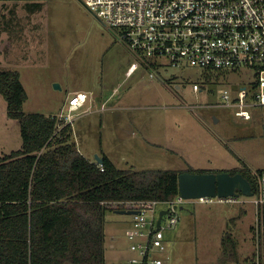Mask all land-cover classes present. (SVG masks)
<instances>
[{"label": "rangeland", "instance_id": "1", "mask_svg": "<svg viewBox=\"0 0 264 264\" xmlns=\"http://www.w3.org/2000/svg\"><path fill=\"white\" fill-rule=\"evenodd\" d=\"M85 2L0 0V68L20 71L29 96L25 112L67 113L76 92L92 93L95 100L89 98L72 123V140L90 160L105 154L119 168L219 170L246 163L264 169V106L252 109V119H243L218 91L229 82L193 89L202 70L168 67L151 78L140 67L128 76L131 53ZM173 75L177 78L167 80ZM229 78L234 90L252 77L242 72ZM107 97L113 102L102 106ZM117 101L129 108L108 111ZM85 112L91 115L82 117ZM21 142L19 123L8 116L0 94V156ZM251 198L240 194L238 202L186 201L177 210V225L166 233L170 251L165 264H261L264 206L256 207ZM131 220L130 214L106 213V264L132 256L126 235ZM227 233L237 240V262H224ZM111 237L116 238L113 247Z\"/></svg>", "mask_w": 264, "mask_h": 264}, {"label": "trees", "instance_id": "2", "mask_svg": "<svg viewBox=\"0 0 264 264\" xmlns=\"http://www.w3.org/2000/svg\"><path fill=\"white\" fill-rule=\"evenodd\" d=\"M229 76L203 71L198 81L201 86L219 80L232 84ZM0 94L8 116L19 123L22 140L18 149L0 156V264H106V213L140 208L143 201L173 200L184 171L241 172L254 195L259 193L263 169L246 163L219 170L119 168L103 154L100 165L78 149L72 123L24 111L29 96L19 70L0 68ZM237 246L231 233L223 237L225 263L239 260ZM260 255L264 264V232Z\"/></svg>", "mask_w": 264, "mask_h": 264}, {"label": "built area", "instance_id": "3", "mask_svg": "<svg viewBox=\"0 0 264 264\" xmlns=\"http://www.w3.org/2000/svg\"><path fill=\"white\" fill-rule=\"evenodd\" d=\"M85 4L131 53L128 75L140 67L149 71L151 78L168 67L240 76L247 72L252 78L246 86L238 84L233 90L229 83L218 91L229 105L238 107L236 113L243 119H252V109L264 106V0H86ZM202 88L194 82L195 91ZM87 99L86 92H76L69 98L67 113L56 115L58 121L73 123L75 112ZM258 179L259 193L253 194L250 202L260 208L264 206V169ZM186 201L225 203L238 199L185 200L178 194L173 200L143 201L126 232L132 256L120 264H165L170 251L166 233L177 225V210ZM162 210L168 212L158 226Z\"/></svg>", "mask_w": 264, "mask_h": 264}, {"label": "water", "instance_id": "4", "mask_svg": "<svg viewBox=\"0 0 264 264\" xmlns=\"http://www.w3.org/2000/svg\"><path fill=\"white\" fill-rule=\"evenodd\" d=\"M55 87H59L58 83ZM96 161L102 165L103 157L96 155ZM179 195L185 200H193L204 197L238 198L240 194L253 196L250 181L241 172L231 174L228 171L195 173L184 171L179 174ZM184 205L180 206V209ZM119 214H135L136 209H119L115 211ZM168 210H162L157 222L160 225L161 219Z\"/></svg>", "mask_w": 264, "mask_h": 264}, {"label": "crops", "instance_id": "5", "mask_svg": "<svg viewBox=\"0 0 264 264\" xmlns=\"http://www.w3.org/2000/svg\"><path fill=\"white\" fill-rule=\"evenodd\" d=\"M128 76H132V75H128ZM117 88H115V90H116ZM92 95V93L90 94V96H89V94H88V99H87V101L89 100V98H90V103L91 102H93L94 100H95V98H94V94H93V96H91ZM87 101H86V103H87ZM110 101H112L113 102V100L112 99H110V97H107L104 101H103V103H102V106L104 105V103L105 102H110ZM114 105H111L110 107H109V109L110 110H108V111H111V110H115V111H120V109H128L129 107H127V106H123L121 103H118V101H117V103H113ZM91 105V104H90ZM104 109H105V106L104 107H101V109L99 110L100 112L101 111H104ZM106 110V109H105ZM61 112V111H60ZM96 112H98V111H96ZM107 112V111H106ZM103 113V112H102ZM106 114L107 113H104V115H103V119L104 118H106L105 116H106ZM254 114V113H253ZM85 115H88V116H90L91 115V112H88L87 114H86V112L84 113V115L82 114L81 116L82 117H84ZM117 115L119 116V117H121L122 115L120 114V113H117ZM254 117V116H253ZM102 119V120H103ZM101 120V121H102ZM257 124H259V123H257ZM257 124H256V126H257ZM257 128V127H256ZM262 131V130H261ZM262 134H264V131H262ZM109 156V155H108ZM112 160H113V158L111 157V156H109ZM114 161V160H113ZM115 162V161H114ZM250 167V166H249ZM251 168V167H250ZM257 169H263V168H260V167H258ZM254 170V169H253ZM256 170V169H255ZM111 239V241L109 242L110 243V246L111 247H113L114 246V243H113V241L116 239L115 237H111L110 238ZM124 262V261H123ZM120 264V263H119Z\"/></svg>", "mask_w": 264, "mask_h": 264}]
</instances>
